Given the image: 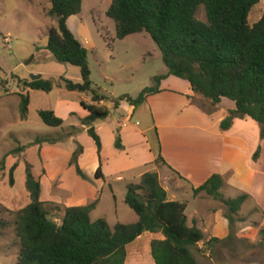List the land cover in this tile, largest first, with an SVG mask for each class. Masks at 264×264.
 Returning <instances> with one entry per match:
<instances>
[{
  "label": "rangeland",
  "instance_id": "1",
  "mask_svg": "<svg viewBox=\"0 0 264 264\" xmlns=\"http://www.w3.org/2000/svg\"><path fill=\"white\" fill-rule=\"evenodd\" d=\"M110 4L111 0H83L80 13L71 16L67 25L87 49L92 89L107 98L105 102L98 103L111 107V102L122 95L135 98L144 87L151 86L153 77L166 67L148 34L136 33L123 40H115L114 22L106 16ZM49 8V0H0V160L3 161L0 165V264H15L17 261L20 245L15 234V219L16 212L29 203L25 188L27 165L40 181V200L44 208L57 223H60L65 207L92 202L96 204L90 212L91 220L104 218L111 228L118 222L129 224L137 219L124 202V197L127 184L140 180L141 176L136 177L140 168L130 165L128 157L115 149L113 142L120 130L125 129L124 134L130 137V141L126 139L129 148L137 146L140 138L136 132L150 126V112L140 108L130 118L126 107L118 106L113 108L108 121H96L97 126H94L101 138L105 177L95 179L94 172L98 166L95 145L79 121L83 113L80 100L84 97L91 99L92 93L69 91L63 86L61 77L78 82L76 79L80 81V72L77 66L55 60L45 48L48 30L56 24L47 14ZM263 12L264 0H260L248 14L249 24L256 22ZM195 16L205 20L202 6L198 7ZM32 74H40L41 78L50 80L53 88L50 92L32 90L27 116L21 119L20 95L27 91L23 81H30ZM195 100L205 110L212 109L209 100L200 96ZM59 102L65 103L59 105ZM156 103H163V100L158 99ZM42 109H56L61 113L69 110L74 115H66L62 126L50 127L38 116L37 111ZM164 110L165 107H161L162 117ZM117 123L120 129L111 132ZM72 126L79 131L66 136ZM147 134L151 144L155 145L156 158L158 139L153 129H149ZM58 137L64 138L56 143L36 141ZM79 144L83 155L78 163L85 178L78 176L74 166L69 165L72 152ZM254 162L256 165L259 162L256 167L259 175L250 185L239 182L237 189L227 187L222 190L227 197H235L240 191L249 194L247 202L235 215L231 232L228 221L223 224L222 217L227 213L223 203L207 197L195 202L208 211L196 221L203 228L204 239L192 249L202 264H264V237L259 233L264 229L262 156L259 155ZM13 165L12 184L9 169ZM128 167L135 168L127 171ZM163 170L161 168L160 171L164 174L166 171ZM217 213L221 218H215ZM187 214L191 216L190 209ZM211 217L215 219L211 220ZM150 235L145 233L126 247L127 264L152 261L149 244L159 233ZM212 237L220 241L207 242Z\"/></svg>",
  "mask_w": 264,
  "mask_h": 264
},
{
  "label": "trees",
  "instance_id": "2",
  "mask_svg": "<svg viewBox=\"0 0 264 264\" xmlns=\"http://www.w3.org/2000/svg\"><path fill=\"white\" fill-rule=\"evenodd\" d=\"M260 0H111L106 16L115 25V39L122 40L136 33H146L158 48L166 73L153 77L151 86L144 87L135 98L122 95L112 101L118 108L125 100L136 109L146 99L160 91V81L167 76L186 80L195 98L210 101L212 107L222 98L234 102L219 124L220 131H227L235 118L249 117L259 125V137L264 138V12L249 24L248 14ZM48 16L56 24L48 30L45 48L60 63L79 68L80 81L61 77L63 86L69 91L91 92L92 103L80 101L87 114L79 118L88 136L94 142L98 166L94 178H103L101 138L94 126L105 120L110 110L98 102L105 96L97 94L91 87L87 49L68 28L69 17L79 14L83 0H49ZM202 6L205 20L196 18ZM27 89L50 92V80L23 81ZM30 102L29 94L20 95V117L25 119ZM38 116L50 127L63 125V118L53 110H38ZM74 115V113H70ZM155 134L157 136V131ZM72 126L66 136L77 134ZM65 136V137H66ZM64 137L37 139V143H56ZM155 163L165 164L158 145ZM114 148L122 150L120 136L114 140ZM83 149L79 144L72 152L69 165L74 166L78 176L85 178L78 158ZM260 155L257 146L252 155L255 161ZM3 161L0 160V165ZM9 169V181L13 184V170ZM223 180L212 174L200 186L193 188V195L205 192L223 203L230 232L249 194L224 198L220 193ZM25 188L29 203L16 212L15 234L20 249L15 264H127L126 247L146 232L159 233L162 238L150 241L153 264H197L192 251L204 239L202 231L187 224L186 203L169 200L160 184L157 173L145 172L137 183L126 186L124 202L137 216L133 223H116L112 228L104 218L91 220L90 212L95 202L64 208L60 223L54 221L40 200L41 184L26 166ZM259 233L264 237V229ZM217 237L207 242H218ZM208 245V244H207Z\"/></svg>",
  "mask_w": 264,
  "mask_h": 264
},
{
  "label": "crops",
  "instance_id": "3",
  "mask_svg": "<svg viewBox=\"0 0 264 264\" xmlns=\"http://www.w3.org/2000/svg\"><path fill=\"white\" fill-rule=\"evenodd\" d=\"M69 19L70 17L67 23H69ZM113 37L115 38L114 35ZM164 73H166V69H163L160 74ZM76 81L79 80L76 79ZM159 88L160 91L158 93L149 96L136 109H133V106L129 105L125 100L120 102L119 108L125 106L130 118L140 108L148 109L151 116L150 126L145 130H137L136 133L140 141L137 146H133L131 149L128 146V141H126V139L130 141V137H126L124 134L125 129L120 130L119 134L116 135L120 136L123 145V149L120 151L128 157L130 165L140 168V172L136 175L137 178L145 172L157 173L160 184L167 193V198L186 203L187 224L189 226L195 224L202 231V226L196 221L198 219L201 220L202 214H207L208 211L202 208L200 204L196 205V203H198L201 197H211L205 192H200L194 196L193 188L200 186L212 174H219L223 180L220 189L222 195V190H226L225 188L227 187L233 190L236 188V185H239V182H242L243 185H250L254 177L259 175V173H256V167L259 165V162L256 165L252 160V155L257 146H260L262 169L264 167V138L260 139L259 125L249 117L235 118L227 131H220L219 124L221 120L226 117L229 110L235 107L234 102L229 99L222 98L211 110H205L197 104L196 97L193 99L189 98V96H193V93L186 80L167 76L160 81ZM31 91L32 89H27L26 92L30 94ZM158 99H162L163 103H156ZM80 101L92 103L91 99L85 97L81 98ZM60 103L65 102H59V105ZM101 105H105V103H101ZM112 106L113 104L111 107L107 106L110 114L113 110ZM163 106L165 107V114L162 117L160 110ZM53 111L57 116L62 118L72 113L69 110L65 112L62 110V113L56 109ZM86 114L87 111L83 109V113L79 118ZM108 119L109 117L104 121L106 122ZM95 124L97 126V122ZM117 125L118 123L112 127L111 132L120 129V126ZM149 129H156L157 131V144L160 146V153L165 164H156L154 162L155 145L151 144V140L147 134ZM81 155H83V152ZM101 162L102 173L105 177L102 158ZM134 168L128 167L127 171H131ZM161 168L164 169L163 171H166L164 174L161 173ZM262 177H264V174H262ZM117 178L121 177L118 176ZM242 193H246V191H240L238 195ZM224 198L234 197L224 196ZM246 202L247 200L242 204V207ZM188 209L191 210V216L187 214ZM215 218H221L220 214L217 213ZM222 219L223 224L226 225V217L223 216ZM146 233L153 236V233ZM157 238H162V236L159 234ZM196 260L197 264L201 263L198 258ZM147 264H153V262L151 261Z\"/></svg>",
  "mask_w": 264,
  "mask_h": 264
},
{
  "label": "water",
  "instance_id": "4",
  "mask_svg": "<svg viewBox=\"0 0 264 264\" xmlns=\"http://www.w3.org/2000/svg\"><path fill=\"white\" fill-rule=\"evenodd\" d=\"M41 78V75L40 74H32L31 76H30V80H38V79H40Z\"/></svg>",
  "mask_w": 264,
  "mask_h": 264
}]
</instances>
